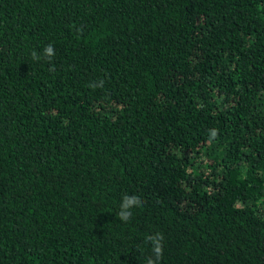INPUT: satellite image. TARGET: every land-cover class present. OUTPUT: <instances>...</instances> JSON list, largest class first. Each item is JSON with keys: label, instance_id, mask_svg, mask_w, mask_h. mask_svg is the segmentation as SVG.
<instances>
[{"label": "trees", "instance_id": "obj_1", "mask_svg": "<svg viewBox=\"0 0 264 264\" xmlns=\"http://www.w3.org/2000/svg\"><path fill=\"white\" fill-rule=\"evenodd\" d=\"M156 233L160 264H264V0H0V264Z\"/></svg>", "mask_w": 264, "mask_h": 264}, {"label": "clouds", "instance_id": "obj_2", "mask_svg": "<svg viewBox=\"0 0 264 264\" xmlns=\"http://www.w3.org/2000/svg\"><path fill=\"white\" fill-rule=\"evenodd\" d=\"M54 55V48L52 45H48L43 49V56L47 59H51ZM32 57L35 60H39L41 57L36 52L32 53ZM94 86V85H93ZM216 130H212L211 135L216 136ZM141 200L139 196H125L120 204V210L118 212L119 218L127 222L132 216L131 209L140 206ZM163 234L156 233L155 235H147L145 242L152 245V256L146 258L145 264H160V260L163 257Z\"/></svg>", "mask_w": 264, "mask_h": 264}]
</instances>
